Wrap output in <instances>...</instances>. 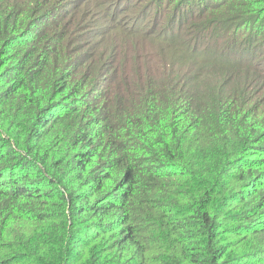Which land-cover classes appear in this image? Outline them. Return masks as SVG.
Listing matches in <instances>:
<instances>
[{"label":"trees","instance_id":"obj_1","mask_svg":"<svg viewBox=\"0 0 264 264\" xmlns=\"http://www.w3.org/2000/svg\"><path fill=\"white\" fill-rule=\"evenodd\" d=\"M0 264H264V0H0Z\"/></svg>","mask_w":264,"mask_h":264}]
</instances>
